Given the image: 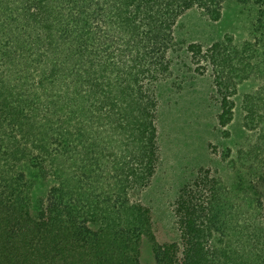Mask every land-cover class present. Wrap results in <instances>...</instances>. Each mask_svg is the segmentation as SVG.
Here are the masks:
<instances>
[{"label": "trees", "instance_id": "1", "mask_svg": "<svg viewBox=\"0 0 264 264\" xmlns=\"http://www.w3.org/2000/svg\"><path fill=\"white\" fill-rule=\"evenodd\" d=\"M235 10L248 38L190 44L221 128L249 131L223 179L201 168L159 245L140 202L160 162L157 87L185 58L174 28ZM180 60V61H179ZM177 61H179L177 63ZM259 127V128H258ZM264 0H0V264H264Z\"/></svg>", "mask_w": 264, "mask_h": 264}, {"label": "rangeland", "instance_id": "2", "mask_svg": "<svg viewBox=\"0 0 264 264\" xmlns=\"http://www.w3.org/2000/svg\"><path fill=\"white\" fill-rule=\"evenodd\" d=\"M174 36L182 46L179 55L185 58L187 66L176 65L173 78L157 87L160 162L150 187L140 198L152 211L159 245H181L175 202L181 188L194 179L201 168L216 169L223 179H231L222 157L230 161L232 158L228 156L236 154L249 134L242 125L245 116L242 94L253 88L250 83L243 86L241 94L235 98L233 122L221 128L218 124L221 109L211 68L202 62L207 72L202 76L197 74L198 66L191 65L190 55L185 52L190 44H201L206 50L226 36L246 40L247 33L235 10H226L218 22L208 20L199 10L189 11L178 20ZM260 192L264 203V185L260 186ZM139 260L141 264H156L153 244L147 239L141 242Z\"/></svg>", "mask_w": 264, "mask_h": 264}]
</instances>
